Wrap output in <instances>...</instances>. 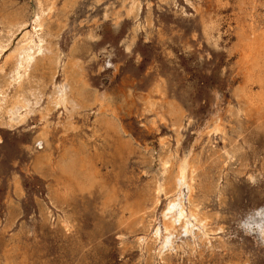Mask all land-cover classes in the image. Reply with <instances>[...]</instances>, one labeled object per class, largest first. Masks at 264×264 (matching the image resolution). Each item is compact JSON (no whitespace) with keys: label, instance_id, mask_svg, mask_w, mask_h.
I'll use <instances>...</instances> for the list:
<instances>
[{"label":"rangeland","instance_id":"374dc122","mask_svg":"<svg viewBox=\"0 0 264 264\" xmlns=\"http://www.w3.org/2000/svg\"><path fill=\"white\" fill-rule=\"evenodd\" d=\"M253 28L264 32V0H0V264H264L239 227L264 206V111L246 96L264 51L241 48ZM32 34L41 49L17 77ZM72 157L99 180L66 195ZM183 160L184 204L207 239L177 231L160 251L175 192L158 202L155 188Z\"/></svg>","mask_w":264,"mask_h":264},{"label":"bare ground","instance_id":"6f19581e","mask_svg":"<svg viewBox=\"0 0 264 264\" xmlns=\"http://www.w3.org/2000/svg\"><path fill=\"white\" fill-rule=\"evenodd\" d=\"M41 15H42L41 13H38V14L35 13L34 16H33V22H34L35 26L36 27H40V28L42 27ZM212 20L213 19H210L208 21H204V23H203V28H204L203 32L206 33V34H209V35H210L211 31L214 29ZM218 25H219V23H218ZM33 28H35V27H33ZM194 34H196V33H194ZM35 35H36V33H35ZM218 35H220V34H218ZM252 36H253V38H251ZM219 37H221V36H219ZM244 37H246V39L243 40V42L241 44V48H242L243 52H245V55H246L245 57L246 58H250L253 55L257 56L261 51H264V32L263 31L258 33V31L253 28V29H251V33L249 34V36L246 35ZM40 43H41V41H39V44L35 43L34 35L32 34L30 36L26 35L25 38L23 39V41L20 43V45L17 46L18 49H16V55L14 57V58H16V64H17L15 66V68H16L15 75L17 77L20 76L21 70L24 69L26 66H29L30 63L32 62V60H33V51L35 50V48H37L38 50L41 49ZM2 48H3V46H2V44H0V50ZM11 57L13 58V56H11ZM262 64H264V63H262ZM261 66H259V67H261ZM247 73H249V72H247ZM247 81H249L251 83L254 81V83L258 84V86L262 89V90H260L261 92L258 93L257 96H255V94L252 93L253 88L250 87L251 83H249L250 85L248 87H249L250 91L248 89V92H250L251 94L246 95V96L247 97L249 96L248 99H251L253 101L252 104L253 105L255 104V106L259 110H261V112H263L264 111V79L261 76L260 77L258 76V78H257L255 75H252V73H251V74L248 75ZM56 96L57 97L55 99V104L57 106H65L66 103L69 102V99H68L67 94H66V88L64 86L60 87L56 91ZM23 98L25 99L24 95H23ZM74 99H76V98H74ZM74 99H73V101H74ZM4 100H6V99H4ZM29 102H30V100H29ZM76 102L78 103V101H76ZM9 106H11V105H9ZM22 108H23L22 104L16 103L15 105H13V107L9 110L11 121L12 120L16 121V120H19L21 117H23V115L20 116L21 114H19V112H21L20 110H22ZM28 110H30V109H28ZM218 127L219 128L216 131H220L221 132L222 128H220L219 125H218ZM64 167H65V169H64L65 171L64 172H66V174H68V179L65 181V184L63 186V188L65 190L64 192H65L66 195H69L71 193H75L78 190L82 191V192L85 191V190H88L89 188H92L93 185H95L97 183V180H99L98 176L96 175V172L95 173L92 172L93 174L91 173L90 170H92V168H90V166L86 165L85 163H84L83 166L78 164V162H76V158L75 157H72L68 161V163L63 166V168ZM77 172H80L79 175H83V178L79 177V175L76 174ZM89 174H91V175L89 176ZM193 175H194V170H193L192 163H190L189 160L188 161L187 160H183V162H181L177 166L176 173L174 174V178L171 179V181L173 180L172 182H170L171 184L169 185L168 182H167L168 185H166V184L164 185V183H158V188L157 189L155 188V190L157 192V196H158L156 200L158 202H159V195L166 190L167 186H171L172 187V184H173V189H174L173 191L175 192L174 198L173 199L170 198V200H168V202L165 205V209H163L162 221H163V236H164V238H163V241H162L161 248H159L160 251L165 250V249H170V248L174 247L175 236H176L175 233L177 231L180 232V236H182L183 234L190 235L192 237V239H199L201 241L207 239L206 238V232L204 231L205 228H207L206 227L207 226V218L205 216H202L198 212V206H196V204H193V206L191 208H189V209H187L185 204H184L183 189H187L188 191H190L192 189V183H193V179H194ZM168 181H170V180H168ZM193 190H194V188H193ZM190 198H191V196H190ZM201 213H203V212H201ZM161 233L162 232H160V230H156V234H154L155 237H156V240H160ZM189 239H190V237H189ZM208 241L210 242V240H208Z\"/></svg>","mask_w":264,"mask_h":264},{"label":"clouds","instance_id":"9594fccd","mask_svg":"<svg viewBox=\"0 0 264 264\" xmlns=\"http://www.w3.org/2000/svg\"><path fill=\"white\" fill-rule=\"evenodd\" d=\"M239 227L243 229L244 235L254 237L256 244L264 246V206L259 207Z\"/></svg>","mask_w":264,"mask_h":264},{"label":"snow or ice","instance_id":"6c2138e0","mask_svg":"<svg viewBox=\"0 0 264 264\" xmlns=\"http://www.w3.org/2000/svg\"><path fill=\"white\" fill-rule=\"evenodd\" d=\"M109 67H111V66H109Z\"/></svg>","mask_w":264,"mask_h":264}]
</instances>
